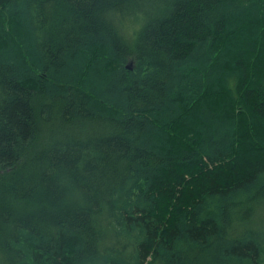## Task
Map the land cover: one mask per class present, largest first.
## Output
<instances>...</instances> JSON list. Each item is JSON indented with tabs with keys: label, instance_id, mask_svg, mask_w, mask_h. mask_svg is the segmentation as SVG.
<instances>
[{
	"label": "trees",
	"instance_id": "trees-1",
	"mask_svg": "<svg viewBox=\"0 0 264 264\" xmlns=\"http://www.w3.org/2000/svg\"><path fill=\"white\" fill-rule=\"evenodd\" d=\"M263 217L264 0H0V264H264Z\"/></svg>",
	"mask_w": 264,
	"mask_h": 264
},
{
	"label": "rangeland",
	"instance_id": "rangeland-1",
	"mask_svg": "<svg viewBox=\"0 0 264 264\" xmlns=\"http://www.w3.org/2000/svg\"><path fill=\"white\" fill-rule=\"evenodd\" d=\"M263 220H264V217H263ZM262 220V223H264V221Z\"/></svg>",
	"mask_w": 264,
	"mask_h": 264
}]
</instances>
